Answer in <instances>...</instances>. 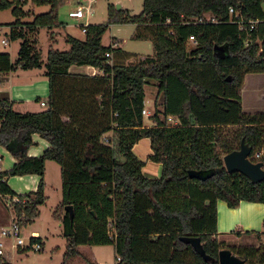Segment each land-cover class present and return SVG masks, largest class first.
Returning <instances> with one entry per match:
<instances>
[{"label": "trees", "instance_id": "obj_1", "mask_svg": "<svg viewBox=\"0 0 264 264\" xmlns=\"http://www.w3.org/2000/svg\"><path fill=\"white\" fill-rule=\"evenodd\" d=\"M29 1L0 0V12L12 9L16 18L9 25L11 39L23 40L15 64L9 54H0L2 74L17 67L42 69L29 33L61 26L60 0H31L51 10L23 24L32 16L24 10ZM263 3L143 0L138 16L122 9L110 12L114 23L136 25V40L152 43L154 53L144 59L103 46L108 25L88 26L85 40L68 36L69 51L50 49L44 71L47 108L22 113L15 102L0 99V147L18 160L0 172V197L20 199L10 207L13 221L24 230L39 218L47 201L46 163L51 161L61 168L62 201L54 217L67 241L64 264L76 259L98 264L87 249L106 245L115 247L117 264H219L222 250L246 264H264V233L242 234L255 237L258 245L231 246L219 240L217 228L219 201L230 209L241 202L264 205V181L253 184L242 174H229L223 160L244 139L253 148L251 159L264 165V113L245 114L240 94L247 74L264 73ZM230 9L243 18L242 24ZM190 37L196 46L188 44ZM189 47L195 48L190 59ZM73 66L101 74H72ZM150 80L157 82L163 101L162 111L150 117L153 125L146 127L145 86ZM171 117L176 125H169ZM36 135L49 147L30 157ZM143 139L150 140L148 160L161 165V178L143 175L145 163L133 151ZM219 169L206 181L189 177L190 171ZM24 176L40 178L37 190L17 195L8 178ZM69 206L73 218L65 211ZM183 238H199L209 260ZM30 243L42 245L36 237ZM0 264L10 263L0 259Z\"/></svg>", "mask_w": 264, "mask_h": 264}, {"label": "rangeland", "instance_id": "obj_2", "mask_svg": "<svg viewBox=\"0 0 264 264\" xmlns=\"http://www.w3.org/2000/svg\"><path fill=\"white\" fill-rule=\"evenodd\" d=\"M79 2L83 3L84 0H60V4L58 6V19L61 26L53 29H39L34 35L29 33L31 40L36 41V50L41 54L43 61L42 69L23 70L21 67H17L14 71H18L16 74L21 75L22 78L26 77L29 79V82L34 83V86L31 88L38 94L36 95L37 97L32 100L33 104L31 107L34 110H40L37 112L45 110V107H42L41 103H46L49 96L47 93L49 90L48 79L43 75L49 50L57 49L59 51H69L70 46L66 43V38L68 36L79 40H85V34L82 32L83 25H108V30L102 41L103 46H110L113 42V38L122 39V48L127 52L137 54V60L144 58V56H151L154 53L151 43L135 39V24L114 23L110 15V12L113 10L120 11V9H122L124 11H128L131 15L138 16L143 11V0H95V4L93 5L95 14L93 17L89 18L87 21L72 20L68 17V14L70 11L77 8ZM24 10L32 16L22 19L21 22L23 24L32 23L34 21V17L49 13L51 6H35L32 5L30 0L29 3L24 6ZM15 22L16 18L12 14V9L0 12V54H9L11 61L14 64L19 59L18 54L21 44L23 43L22 39L16 41L11 39L9 25L14 24ZM26 30L27 28L25 27L23 31ZM2 40H7L8 45H3L1 43ZM77 68V66H73L72 70L75 71ZM84 70V73H87L91 72L92 69L84 68ZM25 84H28V80L23 81V89L25 88ZM240 94L243 100L242 106L245 114L254 115L264 113V73L250 74L247 78H245ZM145 95L146 111H148L151 115L155 114L157 111H162L161 104L163 96L159 94L156 81L150 80L145 86ZM25 105V107H27V104ZM168 121L169 125H176L178 123L177 119L173 117H171ZM144 124L146 127H151L153 125V121L150 117H145ZM137 145L135 155L139 158V160L145 163L146 167H144L145 169L143 168V175L149 179L161 178V165L148 160V157L151 154L150 140L143 139ZM0 148V164L3 166L4 171L8 172L7 166L9 165L7 164L9 161L8 158H4V152L10 157L13 155L6 148ZM30 149L31 151L37 150L42 152L43 145H35ZM42 154L43 153H40L39 156ZM45 174V182L47 183L45 196L47 201L40 209L39 218L33 224L29 225L26 231H24L26 234L23 233L22 235L24 242L28 243L30 238L33 237L32 233L38 232L41 237L43 250L39 252L30 250L27 253H21L17 247H12L16 243L15 240L3 239L0 236V242H3L5 245L4 256L0 257L2 261L3 259L7 260L10 264H64L67 241L63 236L62 226L60 227V223L54 217L55 211L59 208L62 201V179L60 166L55 162L49 163ZM17 179H19V177H9L8 182L10 180L15 181ZM38 179L40 180L39 177ZM16 194L26 195L28 193L16 192ZM2 203L5 205V200H2ZM7 209L10 210L14 216L13 211L10 208ZM0 210L7 213L1 204ZM10 225H7V228H9ZM219 240L222 242L224 241L228 245L239 243V245L242 246L259 244L255 237L242 238L241 240H238L236 237L234 238L232 236L220 235ZM87 251V254L89 253V255L93 256L94 260L98 264H117L115 247L113 245L93 246L90 250L88 248ZM80 261V259H76L68 264H78Z\"/></svg>", "mask_w": 264, "mask_h": 264}, {"label": "crops", "instance_id": "obj_3", "mask_svg": "<svg viewBox=\"0 0 264 264\" xmlns=\"http://www.w3.org/2000/svg\"><path fill=\"white\" fill-rule=\"evenodd\" d=\"M263 10H264V3H263ZM136 30V28H135ZM148 42V41H147ZM151 43V42H149ZM123 40L118 38H113V42L110 46H113L114 48H122ZM152 44V43H151ZM153 46V45H152ZM124 50V49H123ZM125 51V50H124ZM127 52V51H126ZM130 53V52H129ZM134 54V53H133ZM137 55V54H136ZM150 56V55H149ZM152 56V55H151ZM147 56H144V58ZM142 58V57H141ZM142 58V59H144ZM84 68H90L92 69L91 72L84 73ZM73 67L70 69V73L72 74H78V75H96L101 74L99 70L93 69L91 67H78L75 71L72 70ZM16 72H10L9 74H2L0 73V99H6L12 102H15V108L20 112H32L35 113L40 110H34L31 105L33 104L32 100L37 97L34 89L31 87L34 86L33 82H29V79L26 77H21V75L16 74ZM44 75V73H43ZM250 75V74H249ZM249 75H247L245 78H247ZM28 80V84H25V88L23 89V81ZM33 81V80H32ZM247 81V79H246ZM49 86V83H48ZM49 95V90H48ZM243 102V100H242ZM27 104V107H25ZM46 109V108H45ZM39 113V112H37ZM36 135L34 137L36 145H43V150L37 151L31 149L28 151V155L30 157H37L40 155V153H43L48 147L49 142L42 138L41 136ZM138 145L134 147V154L135 149ZM1 149V148H0ZM152 153V150H151ZM4 158H8V170L12 169V167L17 163V159L15 157H10L9 155H6L5 153ZM151 155V154H150ZM149 155V156H150ZM51 163V161H48L46 163V170L48 164ZM147 165V164H146ZM6 167V166H5ZM146 168V167H145ZM144 168V169H145ZM61 169V168H60ZM0 171L4 172L3 166L0 164ZM46 177V174H45ZM38 177L36 176H24L19 177V179L12 181L10 180L9 186L12 189L13 192H19V193H30L37 190L38 187ZM46 183V182H45ZM47 186V183H46ZM47 187L45 188V190ZM3 198L0 197V204L3 205L4 209L7 211L4 212L0 210V232L2 229L7 228V225L12 224L14 220V216L12 215L11 211L8 210L4 204L2 203ZM217 228H218V235L223 236H232L236 237L238 240H241L242 238H249L242 236V234L246 232H253V233H264V205L263 204H253L248 202H241L238 208L236 209H230L227 204L223 201H219L217 203ZM60 223V222H59ZM61 227V223H60ZM27 228H24L23 231H26ZM25 233V232H24ZM26 234V233H25ZM33 237L40 238L38 232L32 233ZM240 244V243H239ZM239 244H232L231 246H242ZM43 247V245H42ZM43 250V249H42Z\"/></svg>", "mask_w": 264, "mask_h": 264}, {"label": "water", "instance_id": "obj_4", "mask_svg": "<svg viewBox=\"0 0 264 264\" xmlns=\"http://www.w3.org/2000/svg\"><path fill=\"white\" fill-rule=\"evenodd\" d=\"M215 50L225 52L224 47H215ZM195 51L194 47H189L187 50L188 59L191 54ZM253 148L248 146L243 139L239 150H236L224 157V168L229 174L239 173L247 177L253 184H258L264 181V165L261 162H253L251 155ZM221 172L219 170H208V171H190L189 177L191 179H198L206 181L214 175ZM65 211L70 214L73 218L74 211L73 207L69 206L65 208ZM182 241L188 245H191L194 250L201 255L206 261L209 260L205 254L203 246L199 238H183ZM219 264H246L239 257L234 255L230 250H222L219 253Z\"/></svg>", "mask_w": 264, "mask_h": 264}, {"label": "built area", "instance_id": "obj_5", "mask_svg": "<svg viewBox=\"0 0 264 264\" xmlns=\"http://www.w3.org/2000/svg\"><path fill=\"white\" fill-rule=\"evenodd\" d=\"M95 4V0H84V2L82 3H78L77 8L75 10H72L69 12L68 17L72 20H77V21H87L89 18L93 17L95 14V10H94V5ZM230 14H235L234 9H230ZM211 18H208V21H210ZM235 20H237L239 22V24H242V20L243 18H241L238 14H235ZM214 21V20H212ZM200 22H204V19H201ZM254 24L251 26V28H254ZM87 24L82 26V32L84 34H86L87 32ZM3 45H8V41L7 40H2L1 42ZM188 44L190 46H196L197 45V40L194 37H190ZM42 107L46 108V103L42 102L41 103ZM143 116L144 117H151L152 115L146 111V109L143 111ZM258 157V156H257ZM1 172V171H0ZM3 200H5V206L6 207H11L13 203H20V199L19 198H3ZM23 229L17 225V223H15L14 221L12 222V224L9 226V228H4L1 230L0 232V236L3 239H10V240H15L16 243L12 246V247H17V248H23V249H30L32 251L35 252H39L43 249L42 245L39 243H34L31 244L30 240L28 243H25L24 240L22 239V235H23ZM4 248L5 245L3 242H0V257L4 256Z\"/></svg>", "mask_w": 264, "mask_h": 264}]
</instances>
